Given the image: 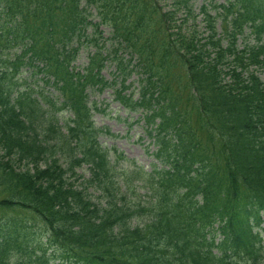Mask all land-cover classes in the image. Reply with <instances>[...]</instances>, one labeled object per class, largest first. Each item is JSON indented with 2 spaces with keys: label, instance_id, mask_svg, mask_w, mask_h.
<instances>
[{
  "label": "trees",
  "instance_id": "16d2710c",
  "mask_svg": "<svg viewBox=\"0 0 264 264\" xmlns=\"http://www.w3.org/2000/svg\"><path fill=\"white\" fill-rule=\"evenodd\" d=\"M199 12L204 29L192 0H0V264H263L264 81L250 67L264 69V0ZM101 24L108 46L86 32ZM246 27L256 41L239 48ZM82 41L95 49L80 71ZM90 85L143 111L158 165L116 167Z\"/></svg>",
  "mask_w": 264,
  "mask_h": 264
},
{
  "label": "rangeland",
  "instance_id": "374dc122",
  "mask_svg": "<svg viewBox=\"0 0 264 264\" xmlns=\"http://www.w3.org/2000/svg\"><path fill=\"white\" fill-rule=\"evenodd\" d=\"M207 0H193V5L195 12H198V9L200 5ZM225 0H214V2H224ZM91 15L90 19L93 21L98 20V15L96 11L91 8ZM213 13V10H211ZM201 15L199 13L197 23L199 24V27L201 29L204 28V25L202 21H200ZM219 26V22H217ZM102 31L100 34L95 26H88L87 33L89 36H93L98 39L99 45L105 44V46H108L111 43V40L109 39L110 35V28L106 24H102L98 28ZM219 30V28H218ZM248 30L246 29V33ZM253 37L249 35H243L238 39V44L242 45L244 42H253ZM225 43V41H224ZM94 51V46H88L85 41L81 43V46L76 54V58L72 62L73 67H75L76 70H82V68L86 65L88 60V54ZM122 56L127 57L128 54L121 53ZM134 62V60H133ZM22 73L21 76L27 77L29 82H36L34 77L30 76V71L26 68ZM116 72V65L114 61L112 60H106V63H104V67L102 69V76L106 80H111L113 78V75ZM259 75L262 79H264V74L259 71ZM37 78L40 77L39 74L36 75ZM140 78V74L136 71L131 73L127 77L126 84H129V89L125 91L127 94L130 90H133L134 92V98H137V86H138V80ZM40 80V79H39ZM41 81V80H40ZM39 81V82H40ZM42 82V81H41ZM88 94V105L92 107V120L94 122V126L98 128H102L104 130H109L110 133H104L102 132L99 135V141L102 144L103 147L109 149L110 156L113 157L116 153L120 152L123 155V158L119 159L118 165L116 167L120 169H126V168H133V167H139L142 166L145 170H150V164L151 162H155L158 165V161L154 160V157L152 156L151 152L154 149L155 145L152 143V138H149L145 133V123L141 117V111H130L120 103L116 102L114 99V93L112 88H105L101 91L92 88L87 87L86 89ZM48 92L51 95H54L55 98L58 101H61V96L59 95V92L56 91L51 85H48ZM96 107V109H95ZM143 112V111H142ZM60 124L64 127V122L67 117H72L71 112H65L63 115H58ZM141 184L140 182L138 183ZM147 188L144 187L143 189H139L137 193V197L143 194V196H147L148 193H146ZM133 196V195H132ZM142 196V198H143ZM134 197V198H137ZM28 234L32 239H38L42 236L40 234V230L33 226L32 228L27 229ZM261 237L264 244V230L261 229ZM61 259L58 257L55 259V262H59ZM18 262H22L23 264H26L25 258H20L17 260ZM25 261V262H24ZM12 262V261H11ZM21 264V263H20ZM242 264H246L245 262ZM252 264V263H247ZM264 264V259H263Z\"/></svg>",
  "mask_w": 264,
  "mask_h": 264
}]
</instances>
